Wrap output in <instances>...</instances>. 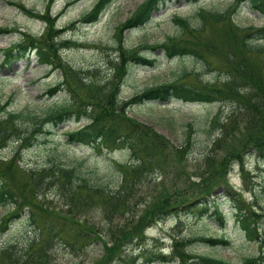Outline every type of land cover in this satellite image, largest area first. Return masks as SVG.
<instances>
[{
	"label": "rangeland",
	"instance_id": "obj_1",
	"mask_svg": "<svg viewBox=\"0 0 264 264\" xmlns=\"http://www.w3.org/2000/svg\"><path fill=\"white\" fill-rule=\"evenodd\" d=\"M143 1L112 0L99 20L89 23L98 0H0V28L9 31L0 35V112H18L28 108L37 113L67 98L64 87V91L54 96L47 92L49 88L63 82L64 75L59 68L51 70L47 65H40L35 55L12 58L9 62L3 58V52L12 50L19 40H26V35L44 38L50 31L48 24L51 19H54L53 31L64 29L57 41L73 42L60 52L63 64L82 70L87 75L95 74L93 77L96 79L115 80L117 71H114V67L117 65L116 68H121L122 54L129 51L124 59L132 54L156 60L154 66L131 63L129 74L127 72L122 84L117 87L121 89V101H130L146 88L161 83L177 81L191 85L197 84L199 80L205 82L213 80L216 75L221 77L229 73L224 62L226 52L206 54L211 68L204 67L202 62L192 57L168 58L165 55L159 45L169 36L180 32L182 26L178 17H192L197 9L226 12L224 21L208 19L202 32L194 30L197 23L195 18L192 19L184 34L191 44L204 47L209 40L215 42L217 49L229 45L227 38L236 47L245 34L264 23L263 16L246 6L234 12V4L228 0H199L196 3L170 0L153 11L151 20L145 25L134 28L125 26L130 23L132 14L143 9ZM13 2L22 4L25 9ZM46 40L39 39L41 42ZM251 60L258 64V55L253 54ZM185 71L189 74L183 76ZM129 103L117 105L119 110L116 115H121L118 118L125 117L140 125H147L172 146L179 148L188 135L193 140L196 137L207 143L210 139L207 127L210 118L220 113L229 115L236 107V103L229 100L190 103L172 99L167 103ZM85 123L84 119H74L58 126L40 124L37 131L28 127L31 130L28 131L27 141L16 144L12 138L0 148V172L5 171L10 161L11 181L14 178L24 180L27 178L24 170L40 166L50 153L66 162L80 161L100 172L108 160L131 161L124 147L106 148L96 142V147L92 149L85 144L70 143L66 132L81 128ZM118 127L127 129L126 122L120 119ZM185 153L183 156L171 153L163 169L165 172H155L146 178L142 190L151 194L149 200L153 202L159 196L164 199L170 195L165 199V204L176 207L163 219L153 221L142 238L118 248L111 247L112 244L104 240L96 241L84 249L79 245L72 249L56 233L51 241V261L48 264H194L199 256L223 258L232 264H244L246 258L255 257L257 264H264V156L246 153L242 166L232 161L228 173L217 184H213L212 191L208 193L205 188L210 182L198 176L199 163H204L199 159L198 150L191 148ZM151 178L154 180L151 181ZM207 195L205 200L200 198L197 201L199 204L194 202L181 207L183 203ZM237 204L256 214L257 240L250 239L238 226L235 218ZM216 208L221 215L215 212ZM8 212L9 206H0V217L6 216ZM20 215L7 221L6 230H0V247L8 244L20 247L36 235L37 231L24 222ZM90 218L96 219L94 213ZM48 235L46 231L42 238ZM223 236L230 242L228 245L188 242L193 237L215 239ZM43 244L45 241H41ZM180 254L186 255L182 262Z\"/></svg>",
	"mask_w": 264,
	"mask_h": 264
},
{
	"label": "trees",
	"instance_id": "obj_2",
	"mask_svg": "<svg viewBox=\"0 0 264 264\" xmlns=\"http://www.w3.org/2000/svg\"><path fill=\"white\" fill-rule=\"evenodd\" d=\"M111 1L98 0L88 22L98 21ZM168 1L170 0L143 1V9L132 14L130 23L125 26L134 28L145 25L151 20L153 11ZM188 1L196 3L199 0ZM228 1L234 4V12L246 6L264 17V0ZM14 5L25 9L20 3ZM194 18L197 23L194 30L202 32L208 19L215 22L224 21L226 12H205L197 9L192 17H178L182 26L180 32L169 36L159 46L168 58L188 56L208 68L211 66L206 54L226 52L227 58L224 62L229 73L221 77L216 75L213 80L205 82L199 80L197 84L191 85L177 81L161 83L146 88L130 101L120 100L121 89L117 87L122 84L131 63L154 66L156 60H147L142 55L132 54L124 59L129 51L125 55L122 54L121 68H116L117 65L114 67V71H117L115 80L96 79L93 77L95 74L87 75L82 70L63 64L60 52L73 42L57 41L64 29L53 31L54 19L48 24L50 31L44 37L47 39L45 42L39 41L44 38L37 39L35 36L26 35V40H19L12 50L3 52L4 61L7 62L12 58H29L35 55L40 65H47L51 70L59 68L64 80L61 84L49 88L47 92L54 96L59 91H64V87L67 98L63 102L52 103L37 113L28 108L18 112L2 110L0 148L12 138L16 144L27 141V135L30 133L28 131H37L41 127L40 124L52 123L58 126L74 119H84L86 123L81 128L66 132L70 143L85 144L92 149L96 147V142L106 148L124 147L128 150L131 161L126 163L108 160L100 172L80 161L66 162L60 156L50 153L40 166L24 170L27 178H14L13 181L9 176L12 165L9 161L5 171L0 172V206H9L10 212L0 217V230H6L7 221L21 214L22 220L37 233L20 247H14L13 244L1 246L0 264H48V261H51V241L56 233L66 240L72 249L78 248L76 245L84 249L96 241L104 240L111 243V247L118 248L124 243H132L142 238L153 221L163 219L176 207L165 204V199L170 195L164 199L159 196L158 200L152 202L149 200L151 194L142 190L150 174L165 172L163 169L171 153L183 156L188 149L198 150L199 159L204 162L199 163L198 176L210 182L205 188L208 193L212 191L213 184H217L228 173L232 161L242 166L246 153L264 156V23L245 34L236 47H233L231 39L227 38L229 45L217 49L214 41L207 40L206 45L201 47L191 44L184 37L186 27L191 25ZM7 33V29L0 28V35ZM253 54L258 55V64L251 60ZM188 74L185 71L182 75ZM118 81V85H114ZM172 99L190 103L229 100L234 101L236 107L229 115L220 113L210 118L207 125L210 139L207 143L196 137L193 140L192 136L188 135L181 148L172 146L151 127L140 125L125 117L118 118L121 115H116L119 110L117 105L128 102L167 103ZM120 119L126 122L127 129L118 127ZM28 127L31 129L28 130ZM207 197L208 195L203 198L200 196L195 201L182 202L181 207L189 206L200 198L205 200ZM215 212L221 215L217 208ZM92 213L96 216L95 220L90 218ZM255 216L251 209L240 204L235 206L237 224L252 240L258 239ZM46 231L49 235L42 238ZM41 241H45V244L41 245ZM198 241L209 245L230 243L224 236L215 239H188V242ZM185 257L186 255H179L181 262ZM196 259L194 264H232L227 259L214 256H199ZM244 264H257V259L246 258Z\"/></svg>",
	"mask_w": 264,
	"mask_h": 264
}]
</instances>
